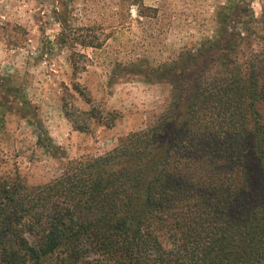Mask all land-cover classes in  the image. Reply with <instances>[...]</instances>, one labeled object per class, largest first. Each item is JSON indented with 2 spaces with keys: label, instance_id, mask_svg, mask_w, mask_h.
Instances as JSON below:
<instances>
[{
  "label": "trees",
  "instance_id": "1",
  "mask_svg": "<svg viewBox=\"0 0 264 264\" xmlns=\"http://www.w3.org/2000/svg\"><path fill=\"white\" fill-rule=\"evenodd\" d=\"M243 7L223 14L214 39L147 75L172 96L146 130L68 162L48 184L0 175V264H264V30ZM6 86L16 104L0 102V130L5 108L30 117L37 144L65 158Z\"/></svg>",
  "mask_w": 264,
  "mask_h": 264
},
{
  "label": "rangeland",
  "instance_id": "2",
  "mask_svg": "<svg viewBox=\"0 0 264 264\" xmlns=\"http://www.w3.org/2000/svg\"><path fill=\"white\" fill-rule=\"evenodd\" d=\"M242 1L0 0V102L15 105L6 85L17 87L65 152L47 153L31 118L5 108L0 175L48 184L68 162L101 157L146 130L172 96L170 84H150L147 75L214 39L223 14ZM243 8L262 37L264 0Z\"/></svg>",
  "mask_w": 264,
  "mask_h": 264
}]
</instances>
